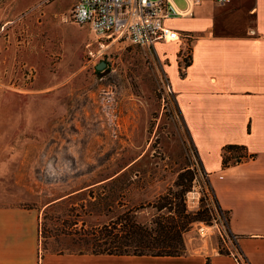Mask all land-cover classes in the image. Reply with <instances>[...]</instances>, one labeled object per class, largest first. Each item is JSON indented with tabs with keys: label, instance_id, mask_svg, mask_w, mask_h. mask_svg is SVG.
I'll return each mask as SVG.
<instances>
[{
	"label": "rangeland",
	"instance_id": "obj_1",
	"mask_svg": "<svg viewBox=\"0 0 264 264\" xmlns=\"http://www.w3.org/2000/svg\"><path fill=\"white\" fill-rule=\"evenodd\" d=\"M171 1L187 7L185 0ZM74 3L0 0L1 206L37 210L41 222L47 203L108 181L109 171L126 165L139 171L130 175L127 197L135 204L172 186L175 176L159 169L189 167L196 178L186 206L192 213L203 210L209 229L202 236L199 224L193 225L183 254L228 253L231 245L215 228L217 204L208 176L173 94L164 92L167 60L122 42L101 48L88 25L71 21ZM181 19L166 23L176 28ZM191 40L166 43L183 55L182 65L189 60ZM101 62L106 66L97 70ZM224 150L225 156L231 152ZM247 158L242 153L232 162ZM75 193L71 203L81 197L87 205L91 201Z\"/></svg>",
	"mask_w": 264,
	"mask_h": 264
},
{
	"label": "crops",
	"instance_id": "obj_2",
	"mask_svg": "<svg viewBox=\"0 0 264 264\" xmlns=\"http://www.w3.org/2000/svg\"><path fill=\"white\" fill-rule=\"evenodd\" d=\"M173 5L188 12L170 27L190 33L189 60L182 65L183 55L166 43L156 44L154 52L168 62L165 75L174 105L216 204L228 214V231L250 264H264V0ZM227 146L236 149L225 156ZM242 153L248 158L232 162ZM38 216L34 209L0 204V264H237L228 254L203 252L42 255Z\"/></svg>",
	"mask_w": 264,
	"mask_h": 264
},
{
	"label": "trees",
	"instance_id": "obj_3",
	"mask_svg": "<svg viewBox=\"0 0 264 264\" xmlns=\"http://www.w3.org/2000/svg\"><path fill=\"white\" fill-rule=\"evenodd\" d=\"M226 149L234 150L236 146ZM109 172L112 179L71 192L80 197L87 195L91 200L88 205L84 197L78 199L80 203H71V193L46 204L38 223L42 255L184 256L185 240L192 226L207 224L203 210L192 213L186 206L195 170L159 169V174L175 176L172 186L153 200L135 204L127 197L132 184L130 175L139 171L126 165ZM238 251L250 264L239 247Z\"/></svg>",
	"mask_w": 264,
	"mask_h": 264
},
{
	"label": "built area",
	"instance_id": "obj_4",
	"mask_svg": "<svg viewBox=\"0 0 264 264\" xmlns=\"http://www.w3.org/2000/svg\"><path fill=\"white\" fill-rule=\"evenodd\" d=\"M213 1L217 5L230 2V0ZM186 2L190 8L200 0H186ZM187 13V9L178 11L171 0H75L71 10V21L79 26L88 25L101 48L108 47L110 42H122L154 51L158 43H188L191 40L190 33L179 32L166 23L170 17L184 16ZM93 57L94 55L89 51L90 61ZM164 87L167 95L173 94L167 81ZM225 213L217 209L218 222L215 228L219 234H224L232 247V250H228V255L237 264H247L238 251L237 237L228 231V218ZM198 224L200 235L205 236L209 227L204 223Z\"/></svg>",
	"mask_w": 264,
	"mask_h": 264
},
{
	"label": "water",
	"instance_id": "obj_5",
	"mask_svg": "<svg viewBox=\"0 0 264 264\" xmlns=\"http://www.w3.org/2000/svg\"><path fill=\"white\" fill-rule=\"evenodd\" d=\"M104 66H105V63L101 62V63L96 67V69H97V70H101V69L104 68Z\"/></svg>",
	"mask_w": 264,
	"mask_h": 264
},
{
	"label": "flooded vegetation",
	"instance_id": "obj_6",
	"mask_svg": "<svg viewBox=\"0 0 264 264\" xmlns=\"http://www.w3.org/2000/svg\"><path fill=\"white\" fill-rule=\"evenodd\" d=\"M105 66H106V65H105ZM105 66H104V67H105Z\"/></svg>",
	"mask_w": 264,
	"mask_h": 264
}]
</instances>
